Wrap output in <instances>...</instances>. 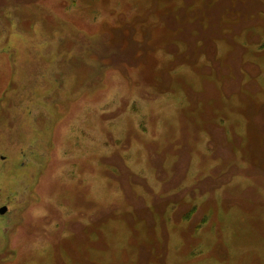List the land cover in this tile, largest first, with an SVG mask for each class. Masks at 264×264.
<instances>
[{"label":"rangeland","instance_id":"374dc122","mask_svg":"<svg viewBox=\"0 0 264 264\" xmlns=\"http://www.w3.org/2000/svg\"><path fill=\"white\" fill-rule=\"evenodd\" d=\"M0 264H264V0H0Z\"/></svg>","mask_w":264,"mask_h":264},{"label":"flooded vegetation","instance_id":"af4514ba","mask_svg":"<svg viewBox=\"0 0 264 264\" xmlns=\"http://www.w3.org/2000/svg\"><path fill=\"white\" fill-rule=\"evenodd\" d=\"M3 209H5V212H4V214H1ZM8 210H9L8 207H6L4 204L0 205V216H2V217L5 216L8 213Z\"/></svg>","mask_w":264,"mask_h":264},{"label":"water","instance_id":"95a60500","mask_svg":"<svg viewBox=\"0 0 264 264\" xmlns=\"http://www.w3.org/2000/svg\"><path fill=\"white\" fill-rule=\"evenodd\" d=\"M4 212H5V209H3V211H2V213H1V214H4Z\"/></svg>","mask_w":264,"mask_h":264}]
</instances>
